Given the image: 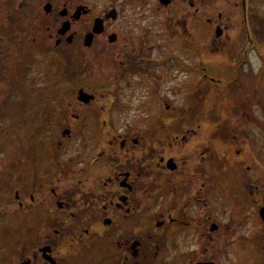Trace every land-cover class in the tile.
I'll return each mask as SVG.
<instances>
[{
    "label": "flooded vegetation",
    "instance_id": "flooded-vegetation-1",
    "mask_svg": "<svg viewBox=\"0 0 264 264\" xmlns=\"http://www.w3.org/2000/svg\"><path fill=\"white\" fill-rule=\"evenodd\" d=\"M253 14L257 0H0V57L54 77L23 102L13 151L0 143V264H264Z\"/></svg>",
    "mask_w": 264,
    "mask_h": 264
},
{
    "label": "rangeland",
    "instance_id": "rangeland-1",
    "mask_svg": "<svg viewBox=\"0 0 264 264\" xmlns=\"http://www.w3.org/2000/svg\"><path fill=\"white\" fill-rule=\"evenodd\" d=\"M257 8L258 10L262 11V13L264 12V0H257ZM257 15L259 16V19L257 21H259L260 19L263 20L259 24V26H263L264 29V14ZM240 24L242 25L241 22ZM247 26L248 28H250L249 23H247ZM261 42L264 43L263 33L261 36ZM22 57L23 59H21V61H24V63L20 62L21 64H19L18 68L16 66H13L11 54H8L6 58L0 57V89L4 90L5 92L14 93L13 98L5 97L0 100V125L4 126V128L6 127V131L4 130V133L9 134L8 139L5 141L3 140V137L1 138L0 135V143L3 141L5 148L9 151H13L11 135L17 132L20 135L24 133L21 123L26 124L29 121L28 113L34 107H27V104H24L26 107L23 106V102L28 103L29 101L28 98L30 95L27 91L31 90V87L42 88L44 80L51 81L54 79V77L52 78V76H50L49 78V73H47L46 70L38 63L36 64L33 58H31V55L26 54ZM217 58H221V55H219ZM223 58L231 59V56L224 55ZM208 73L210 74L209 71ZM186 80H188L186 75L184 77H181V81ZM49 84H51V82ZM57 99L58 98H54V101H56ZM19 103L20 105H22L23 110H17V104ZM234 116L235 115H233V117ZM19 117L21 118L20 121H18ZM256 117L260 120V122H264V114H259L257 112ZM14 122L15 124H12ZM6 124H8L9 126H6Z\"/></svg>",
    "mask_w": 264,
    "mask_h": 264
},
{
    "label": "water",
    "instance_id": "water-1",
    "mask_svg": "<svg viewBox=\"0 0 264 264\" xmlns=\"http://www.w3.org/2000/svg\"><path fill=\"white\" fill-rule=\"evenodd\" d=\"M81 98H87V96L84 94H81Z\"/></svg>",
    "mask_w": 264,
    "mask_h": 264
}]
</instances>
